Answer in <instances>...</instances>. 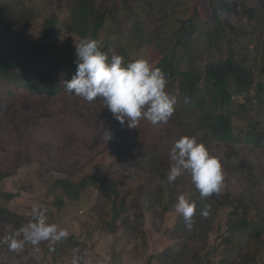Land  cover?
<instances>
[{"label":"rangeland","instance_id":"rangeland-1","mask_svg":"<svg viewBox=\"0 0 264 264\" xmlns=\"http://www.w3.org/2000/svg\"><path fill=\"white\" fill-rule=\"evenodd\" d=\"M220 2L222 18L228 22L238 23L243 28H250L254 20L258 23L262 19L261 23L264 22V0ZM2 3L12 4L15 16L22 19L18 32L9 31L12 32L10 37L9 33H0L1 44L5 42V45H12L13 50L21 45V50L28 54L40 41L41 44H50L55 52L64 55L62 40H69L70 48H75L84 39L70 27L72 22L69 18L73 11L64 0H0V4ZM195 6L198 19L194 22L196 32L190 42L188 54L182 47L176 46L177 32H167L166 29L161 31V23L157 20L154 23L160 28L152 25L139 31L135 28L132 13L126 12L122 6L114 18H107L99 27L96 37L111 53H116L118 48L124 49L128 61L145 58L154 65L163 53L174 51L180 55L174 62L176 67L185 69L188 61H192L197 73L202 75L204 62L212 59L221 61L226 55V48L216 23L212 21L207 0H196ZM28 10L31 16L26 22L25 14ZM181 10L183 11L182 8H176L173 15H181ZM51 11L55 13L58 26L55 38L46 40L42 37V21ZM244 12L255 13L256 16L249 21ZM85 28L87 39L94 29L89 24ZM197 39L198 44H195ZM17 52L20 53V50ZM24 53L21 51V54L27 56ZM29 71L20 67L15 71L19 75L15 81L0 79V207L10 209L20 225L32 219L34 207L47 208L50 223L66 228L70 235L80 236L82 241L74 245L67 242L66 247L55 256L44 250L47 242L41 243L39 250L28 246L22 253L12 252L6 244L0 243V264H71L74 254L82 255L81 264H148L147 256L150 253L171 243L166 229L176 212L170 208L164 212L162 219H157L154 213L148 211L144 191L153 189L158 180L151 183L146 181L144 172L148 173V161L145 154L153 153L161 157V168L169 167L172 163L170 149L174 143L183 136H193L190 132L193 119L183 114L182 105L177 103L174 115L167 124L153 126L150 122L141 120L137 128H130L127 119L121 125L113 118L102 99L96 98L89 103L80 97L69 95L64 88L65 83L62 90L52 96L31 93L23 86L22 77L31 78ZM256 81L261 83V94L256 102L249 99L254 90L248 96L235 94L234 101L244 103V110L260 116L264 111V75L257 74ZM202 85L200 99L208 107L214 105L216 93L211 94L205 87L206 83L202 82ZM167 91L181 103L174 86H169ZM230 114L237 132L242 125L247 126L241 117L246 115L244 112L241 114L239 105L235 104ZM105 128L110 129L113 134V139L108 142L102 137ZM203 136L198 131V137ZM206 146L212 155L228 165L229 170L225 171L228 190L235 194L247 190L264 203V152H260V148L252 147L238 138L231 143V152L226 157L224 153L229 149L222 143L209 139ZM243 158L253 164L252 171L255 174L251 177L255 178L254 183L244 171L233 169L236 162ZM134 161L143 162L144 171L131 173L133 168L130 165ZM116 169L123 181L120 190L132 189L139 208L144 213L145 249L138 245L133 252L134 237L123 239L119 232L109 234L99 219H92L87 211L93 204L108 213L106 198L94 191L74 200H65L58 210L54 204L59 192L53 185L56 179L75 180L82 174L102 178ZM127 175L131 177L127 178ZM182 176L188 178L187 174ZM177 187L187 197V180ZM228 210H220L217 224L208 234V246L201 264L217 260L222 246L218 245L216 227L219 225L222 232L224 215ZM16 229L10 223L0 222V237ZM212 245H217L218 248L210 251Z\"/></svg>","mask_w":264,"mask_h":264},{"label":"trees","instance_id":"trees-1","mask_svg":"<svg viewBox=\"0 0 264 264\" xmlns=\"http://www.w3.org/2000/svg\"><path fill=\"white\" fill-rule=\"evenodd\" d=\"M64 1L73 11L69 18L72 22L70 27L84 39H86V24L92 25L94 29L93 34L87 39L97 40L96 34L99 27L107 18H114L121 6L126 12L132 13L135 28L139 31L143 30L145 26H158L154 23V20H157L161 23V28L158 26L161 31L166 29L167 32H177L176 46L182 47V50L187 54L189 53L188 49L191 48L192 37L196 32L194 23L198 19L196 0ZM207 3L212 21L216 23L224 40L225 57L221 61L216 59L205 61L202 75L197 73L192 61H188L185 69L176 67L174 62L180 58V55L174 51L163 53L157 58L154 66L161 68L167 74L166 90L169 86L176 88L178 97L181 98V103H177L182 105V113L193 119L190 132L198 142L206 145L209 139H213L222 143L229 149L224 153L226 157L231 152V143L238 138L252 147L260 148V152H264V111L260 116H257L258 114H251L249 110H244V103L234 101L235 94L248 96L254 90L253 96L249 99L255 102L261 94V83L256 81V75H264V22L261 23L262 19L258 23L257 20H254L250 28H243L238 23L228 22L222 18L220 0H207ZM12 6L9 3L0 4V33L12 34L13 31L20 30L22 19L15 16ZM176 8L183 9L181 15H173V10ZM244 14L248 16L249 21L256 16L255 13L244 12ZM30 16L31 13L28 10L25 14L26 22ZM57 26L55 13L53 11L47 13L42 21L43 39H54ZM196 42L195 44H198V39ZM61 45L65 50L64 55L55 52L50 44H41L40 41L34 45L31 53L25 54L24 50H21V45L13 50L12 45L0 42V79L15 81L19 77L15 71L20 67H25L30 70L32 75L31 78L22 76L23 86L26 89L38 95L57 94L62 90L63 84L71 80L76 72V63L74 62L76 48H70V42L67 39L62 40ZM101 47L111 58L113 52H109L105 46L101 45ZM18 50L20 53L17 52ZM21 51L27 56L21 54ZM116 54L127 58L125 61H128L124 49L118 48ZM202 82L207 84L205 87L211 94L215 95L216 93L217 95L213 99L214 105L209 107L200 99L203 89ZM185 98L188 99V103L184 102ZM235 104L239 105L241 114L244 112L246 115V117H241L247 124V126L242 125L238 132L234 128L233 117L230 114ZM198 131L204 136L198 137ZM145 156L148 161V173L144 172L146 181L151 183V181L158 180L153 189L144 191L149 212L154 213L157 219H162L164 212L170 208L174 209L176 199L182 191L177 185H183L186 180L187 197L196 204L192 229L189 230L183 216L176 213L166 229L171 243L155 253H150L147 256L148 264H201L203 254L208 246V234L215 227V223L217 224L216 220L223 208L229 210L224 215L222 232L219 230L221 228L219 225L216 227L218 245H221L222 249L218 251L217 260L208 261V264H264L263 200L255 194H249L247 190L235 194L226 187L219 197L215 195L201 197L192 183L190 173L185 171L183 174H187V179L181 176L174 183L169 184L167 175L170 165L161 168L160 165L163 164L160 162L161 157L153 153H147ZM220 161L225 173L229 170L228 165L224 161ZM130 166L133 168L131 171L133 174L144 171L141 161H134ZM252 166V162L243 158L236 162L233 169L244 171L254 183L255 178L251 177L254 173ZM117 173L119 171L116 169L102 178L82 174L75 180L56 179L53 185L59 192L55 197L54 204L58 210L64 205L65 200H74L89 191H94L106 198L108 213L93 204L87 211L92 219H99L109 234L119 232L123 239L134 237L132 239L134 240L133 252L136 251L138 245L145 249L144 213L139 208L138 199L134 197L132 189L120 190L123 181ZM128 176L131 177L127 175V178ZM206 206H209L210 211L207 219L200 215L201 210ZM0 222L10 223L13 228L17 229L21 226L20 222L15 220L13 212L5 207H0ZM95 225L97 226V223ZM81 241L80 236L69 235L67 239L52 246L44 242L46 244L44 250L51 256H55L66 247L67 242H72L74 245ZM216 246L212 245L210 251L216 250L218 248Z\"/></svg>","mask_w":264,"mask_h":264},{"label":"clouds","instance_id":"clouds-1","mask_svg":"<svg viewBox=\"0 0 264 264\" xmlns=\"http://www.w3.org/2000/svg\"><path fill=\"white\" fill-rule=\"evenodd\" d=\"M76 72L64 88L69 95H75L91 103L100 98L121 125L128 121L130 128H137L141 120L153 126L167 124L173 117L177 98L166 90L167 74L145 58L125 61L121 55L113 53L109 58L98 40L82 39L75 45ZM185 103L188 99L185 98ZM106 142L113 139L110 129L103 130ZM169 184L174 183L187 171L201 197H219L226 187V175L220 159L211 154L207 146L197 141L195 136L179 138L170 149ZM174 211L182 215L186 227H193L196 204L184 194H180L174 204ZM48 209L34 207L32 219L11 233L0 237L10 251L22 253L26 247L47 242L50 246L69 237V231L48 221ZM200 215L207 219L209 206ZM82 255L74 254L71 264H81Z\"/></svg>","mask_w":264,"mask_h":264}]
</instances>
